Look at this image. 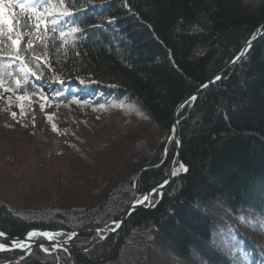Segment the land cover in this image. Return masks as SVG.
I'll return each instance as SVG.
<instances>
[{"label": "trees", "instance_id": "trees-1", "mask_svg": "<svg viewBox=\"0 0 264 264\" xmlns=\"http://www.w3.org/2000/svg\"><path fill=\"white\" fill-rule=\"evenodd\" d=\"M64 3L73 15L56 25L46 16L39 32L30 12L11 9L36 76L24 79L11 42L0 36V89L41 99L45 124L67 144L57 158L35 157L34 173L0 160V191L14 202L0 198V232L15 238L43 231L64 240L87 227L115 228L135 199L168 179L177 107L264 24V0ZM93 113L101 124L90 120ZM178 121L187 171L160 201L152 194L151 208L133 212L117 235L88 231L66 250L0 253V264H264V35L222 80L180 108Z\"/></svg>", "mask_w": 264, "mask_h": 264}, {"label": "rangeland", "instance_id": "rangeland-1", "mask_svg": "<svg viewBox=\"0 0 264 264\" xmlns=\"http://www.w3.org/2000/svg\"><path fill=\"white\" fill-rule=\"evenodd\" d=\"M51 81L47 76L41 80L45 85ZM38 97L21 100L0 89V160L11 164L20 173L37 170L35 157L57 158L67 150L63 137L50 132L44 122L47 109ZM15 114V115H13ZM79 119H87L85 113L77 112ZM92 122L101 124L97 113L91 115ZM95 129L87 130L93 137ZM0 198L14 204L0 191Z\"/></svg>", "mask_w": 264, "mask_h": 264}, {"label": "water", "instance_id": "water-1", "mask_svg": "<svg viewBox=\"0 0 264 264\" xmlns=\"http://www.w3.org/2000/svg\"><path fill=\"white\" fill-rule=\"evenodd\" d=\"M263 35H264V24L259 28V31H258V34L256 35V37H254L253 39L249 40L246 43V45L243 47V49L240 51V53L232 59V61L229 63V65L224 70H222L213 79H211L210 81L205 83L200 89H198L194 93V95L191 98L187 99L186 101H184L183 103H181L177 107L175 115H174L173 128H172V138H173L175 145H176V162L173 165V167L171 168V172H170L168 179L165 182H163L161 185H159V186L151 189L150 191H148L141 201H138L137 199H135V201L131 204V206L129 207L127 212L116 223L115 228L111 229L108 227H87V228H83V229H80V230H77V231L71 233L70 236L64 240H55V239L49 240L47 237H45L43 235L35 236V237H41L39 239L38 238L36 239L35 237L29 238L30 233L24 238H15V237H11V236H8V235L3 233V235H0V240H4L8 245L4 246V250L0 251V253L23 252V253L28 255L36 247H41V248L47 247V248H50L52 250H59V249H65L66 250L67 247L70 246L76 238H78L81 234L88 232V231L103 232L104 233L103 238L114 236V235H117L121 231V229L124 226L125 222L127 221L128 217L133 212H135L139 208H147V209L151 208L149 206V199H150V196L152 194H154L155 192H158L159 201H160L164 190L171 183V181L177 175H179L181 172H183V173L185 172L182 169H180V165H183V167L186 168V166L182 163V160L180 158V141H179L178 135H177V130H178V126H179V121H178L179 109L184 107L191 99H193V97H195V99H196L200 95V93L203 92L205 89H207L210 85L214 84L215 82L222 80V78L231 70V68L234 67L235 65H237L245 57V55L252 48V46L255 44V42H257ZM145 197H147V199H145ZM33 232H36L38 234L49 233V232H43V231H33ZM18 243L24 244L25 247H23V248L17 247L16 245Z\"/></svg>", "mask_w": 264, "mask_h": 264}, {"label": "snow or ice", "instance_id": "snow-or-ice-1", "mask_svg": "<svg viewBox=\"0 0 264 264\" xmlns=\"http://www.w3.org/2000/svg\"><path fill=\"white\" fill-rule=\"evenodd\" d=\"M15 7H19L22 11H28L31 13L29 19H32L34 17V23L32 26L36 29L37 32H39L40 26L42 24L45 25V30H46V19H45L46 16L53 17V19L51 20V24L56 25L59 23L60 17L72 16L73 13L65 5L64 0H59L58 5L48 2V0H27V3H13L12 0H7V2H5V0H0V36H6L7 39L11 42L9 45L6 46L8 47L9 53L12 56V58L20 62L18 65L19 71L24 74V79L27 80L28 74L36 76L37 73L32 71V69L28 66V64L25 63L23 53L20 49L22 34L19 31H14L12 15H11V9ZM41 9L43 10L41 11ZM6 12L9 14L6 15L5 14ZM53 31H55V28H53ZM70 31L77 32L79 31V29L72 28ZM60 35L63 37L65 33L61 32ZM36 38L40 39V37H36ZM0 43H3V41H0ZM27 47L28 49L33 48V44L31 40L27 42ZM36 59H39V57H36ZM16 84L19 86L20 84L19 79L16 80ZM8 90L10 89L7 88L5 89V91ZM193 99H195V97H193ZM49 119H51V117H49ZM180 169H182L185 172L187 171V168H184L183 165H180ZM145 199H147V197H145ZM0 235H3V233H0ZM37 235H43L47 237L49 240L54 238L53 234L51 233L38 234L36 232L30 233L29 238L35 237ZM16 246L20 248L25 247L24 244H20V243H18ZM2 250H4V246L0 245V251ZM45 251L47 250L45 249Z\"/></svg>", "mask_w": 264, "mask_h": 264}, {"label": "bare ground", "instance_id": "bare-ground-1", "mask_svg": "<svg viewBox=\"0 0 264 264\" xmlns=\"http://www.w3.org/2000/svg\"><path fill=\"white\" fill-rule=\"evenodd\" d=\"M246 56V55H245ZM191 98V97H190ZM191 100H195V99H191ZM165 182V181H164ZM115 227H116V224H115ZM109 228V227H108ZM112 229V228H111ZM99 233H101V232H99ZM103 233V232H102ZM104 234V233H103Z\"/></svg>", "mask_w": 264, "mask_h": 264}]
</instances>
